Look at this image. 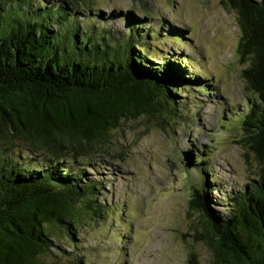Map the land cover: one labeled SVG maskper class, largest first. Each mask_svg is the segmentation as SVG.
<instances>
[{"label":"trees","instance_id":"obj_1","mask_svg":"<svg viewBox=\"0 0 264 264\" xmlns=\"http://www.w3.org/2000/svg\"><path fill=\"white\" fill-rule=\"evenodd\" d=\"M226 2L236 13L246 92L228 124L258 168L226 191L212 177L208 150L184 152L195 170L184 166L187 209L203 225L195 239L206 244L208 264H264V0ZM115 18L89 0H0V264H67L63 246H81V228L114 212L100 201V177L88 173L101 167L97 156L126 160L110 134L142 115L175 123L187 106L178 92L215 91L211 77L180 68L184 61L198 70L189 56L151 60L152 42L167 34L188 40L181 28L142 30L146 23L127 11L117 36L106 25ZM76 255L68 264H80ZM197 261L191 250L187 264Z\"/></svg>","mask_w":264,"mask_h":264},{"label":"rangeland","instance_id":"obj_2","mask_svg":"<svg viewBox=\"0 0 264 264\" xmlns=\"http://www.w3.org/2000/svg\"><path fill=\"white\" fill-rule=\"evenodd\" d=\"M89 2L101 13L116 16L106 25L117 31V36L128 25L121 19L127 11L136 17L135 23H146L139 26L142 30L159 24L166 27L163 33L170 26L181 28L188 40L173 39L167 34L152 42L151 60L159 61L161 53H169L172 59L189 56L196 61L198 70L190 64L185 66L184 61H178L180 68L211 77L215 91L213 95L209 90L178 92L176 101L187 106H180L175 123L164 121L162 127L142 115L124 121L110 134L124 149L126 160L121 163L110 156H97L93 160L101 167L89 168L88 173L100 177V201L114 212L98 222L90 219L81 228L80 249L64 245L60 255L65 259L62 257L61 262L68 264L66 259L76 254L67 252L73 251L80 264H187L193 250L198 264H208L210 252L206 244L195 239L203 225L198 215L187 209L189 191L185 183L190 172L184 166L195 173L194 161L188 164L183 153L189 151L192 155L195 148L203 153L208 150L210 156L205 161L212 177L226 191L254 178L258 168L250 154H244L246 148L239 141V132L228 124L234 121L235 111L244 108L246 96L240 77L243 65L236 53L240 36L236 13L226 0ZM221 195L222 192L210 193L213 198ZM215 208L224 211L222 204ZM52 253L60 257L58 252Z\"/></svg>","mask_w":264,"mask_h":264},{"label":"water","instance_id":"obj_3","mask_svg":"<svg viewBox=\"0 0 264 264\" xmlns=\"http://www.w3.org/2000/svg\"><path fill=\"white\" fill-rule=\"evenodd\" d=\"M148 89H150V88H148ZM148 89H147V90H148ZM149 92H152V90H150ZM162 99H163V97H162Z\"/></svg>","mask_w":264,"mask_h":264}]
</instances>
